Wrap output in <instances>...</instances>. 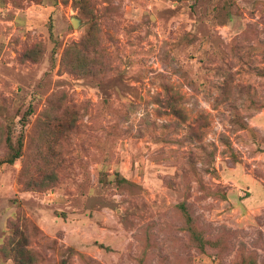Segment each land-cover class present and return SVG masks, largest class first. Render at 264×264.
Returning <instances> with one entry per match:
<instances>
[{"label":"rangeland","instance_id":"374dc122","mask_svg":"<svg viewBox=\"0 0 264 264\" xmlns=\"http://www.w3.org/2000/svg\"><path fill=\"white\" fill-rule=\"evenodd\" d=\"M20 142L0 264H264V0H0Z\"/></svg>","mask_w":264,"mask_h":264},{"label":"trees","instance_id":"16d2710c","mask_svg":"<svg viewBox=\"0 0 264 264\" xmlns=\"http://www.w3.org/2000/svg\"><path fill=\"white\" fill-rule=\"evenodd\" d=\"M9 145H10V150H12V154L6 160L0 161V166L4 163L13 164L16 160H18L20 157H22V146H23L22 142L19 143V146L17 148H14L11 143ZM52 175L54 177L55 174H52ZM52 175H51V177H52ZM42 177L44 178V181H46V180L49 181L50 174L42 175L41 178ZM183 209H184V212L186 213L185 208H183ZM188 219H189V216H188ZM196 240L198 241V245H199L200 250H205V242L203 241V239L200 238V236L196 235Z\"/></svg>","mask_w":264,"mask_h":264},{"label":"water","instance_id":"95a60500","mask_svg":"<svg viewBox=\"0 0 264 264\" xmlns=\"http://www.w3.org/2000/svg\"><path fill=\"white\" fill-rule=\"evenodd\" d=\"M71 23H72V25H73V27L74 28H77L78 26H79V20H77L76 18H73L72 20H71Z\"/></svg>","mask_w":264,"mask_h":264}]
</instances>
